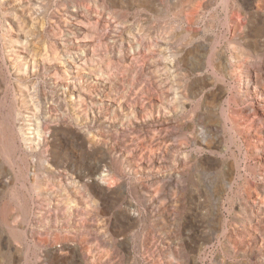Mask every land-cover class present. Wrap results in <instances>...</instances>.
Returning a JSON list of instances; mask_svg holds the SVG:
<instances>
[{"label":"rangeland","instance_id":"1","mask_svg":"<svg viewBox=\"0 0 264 264\" xmlns=\"http://www.w3.org/2000/svg\"><path fill=\"white\" fill-rule=\"evenodd\" d=\"M5 232L28 264L70 239L93 264H264V0H0V264Z\"/></svg>","mask_w":264,"mask_h":264},{"label":"bare ground","instance_id":"2","mask_svg":"<svg viewBox=\"0 0 264 264\" xmlns=\"http://www.w3.org/2000/svg\"><path fill=\"white\" fill-rule=\"evenodd\" d=\"M26 4V3H25ZM11 23V22H10ZM21 34V33H20ZM24 36V34H23ZM17 48L20 47V46H16ZM26 48V47H25ZM11 50V49H10ZM9 50V52H10ZM13 51V50H12ZM11 51V52H12ZM16 52V51H15ZM13 54V53H12ZM18 56V55H17ZM22 60V59H21ZM29 60V59H28ZM55 60V59H54ZM243 61V60H242ZM70 62V61H69ZM76 62V61H75ZM28 64V63H27ZM243 64V63H242ZM64 66V65H63ZM61 66V68L63 67ZM68 66V65H67ZM73 67V66H72ZM76 67V66H75ZM21 68V67H20ZM23 68V67H22ZM239 68V67H238ZM19 70V69H18ZM20 71V70H19ZM74 71V70H73ZM74 74V73H73ZM70 78H73L72 76ZM53 79V78H52ZM68 79V78H67ZM73 80V79H71ZM71 80L69 82H71ZM55 83V82H54ZM68 83V82H67ZM58 84V83H57ZM75 84V83H74ZM82 84V83H81ZM62 85V83H61ZM80 85V84H79ZM68 87V86H67ZM62 89V88H61ZM71 89V88H70ZM81 91V90H80ZM20 92V91H19ZM84 94V93H83ZM75 103V102H74ZM79 105H82L79 104ZM78 105V106H79ZM82 110V108H81ZM83 112V111H82ZM84 115V114H83ZM88 115V114H87ZM23 126V125H22ZM14 127V126H13ZM19 129V128H18ZM7 131V130H6ZM18 131V130H17ZM74 131V130H73ZM19 136H18V139H17V142H18V145L17 146H21L23 145L24 141L26 143V149L28 151H34V150H37V149H42L44 144L47 142V139H48V134L46 133L44 136H37V139L34 140V137L36 138V136L32 137L31 135L28 136V135H25V134H22L21 133V136H20V132H18ZM16 135V134H15ZM50 135V134H49ZM56 135V134H55ZM54 135V137H55ZM17 137V136H16ZM62 138V137H61ZM67 138V137H66ZM38 140V141H37ZM89 140V139H88ZM29 141V142H28ZM36 141V143H34ZM90 141V140H89ZM28 142V143H27ZM86 142V141H85ZM34 143V144H33ZM16 146V147H17ZM91 149V148H90ZM25 150V149H23ZM43 150V149H42ZM96 150V149H95ZM110 157V156H109ZM57 160V159H56ZM111 160V159H110ZM55 162V161H54ZM112 163V162H111ZM106 164V163H105ZM56 165V164H55ZM111 165V164H110ZM113 166V164H112ZM115 167V166H114ZM115 171V170H114ZM113 172V170H112ZM111 172V173H112ZM116 173V172H115ZM235 173V172H234ZM100 174V173H99ZM98 174V175H99ZM85 175V174H84ZM116 175V174H115ZM89 176V175H88ZM122 176V175H121ZM78 177V176H77ZM112 177V176H111ZM78 178H81V176H79ZM89 178H91L89 176ZM100 178V177H99ZM52 179V178H50ZM71 179V178H70ZM74 179V178H73ZM72 179V180H73ZM82 180V179H81ZM89 180V179H88ZM92 183L90 184L89 182L85 183L86 185H90V190H91V193L92 191H94V193H92L95 197L97 196L98 197V200L99 201H103L102 204L105 205V197L102 196V194L105 192V187H104V183L102 182H108V179L106 176H103L101 178V180L98 181V179L96 178H92ZM122 180V179H121ZM102 181V182H101ZM127 182V181H126ZM140 184V183H139ZM41 185V184H40ZM120 185V184H119ZM134 185V184H133ZM69 186V185H68ZM77 186V185H76ZM114 186V185H112ZM121 186V185H120ZM115 187V186H114ZM124 187V185H123ZM109 188V187H108ZM107 188V189H108ZM88 189V188H87ZM113 189V188H112ZM115 189V188H114ZM119 190V189H118ZM124 191H125V188H124ZM127 191H129L127 189ZM121 192V190H120ZM98 193H100V196H98ZM90 194L88 195L89 198L92 199L93 201V195ZM55 195V194H54ZM62 195V194H61ZM84 195V194H83ZM105 195V194H104ZM125 195V194H124ZM150 195V194H149ZM153 195V194H152ZM109 196V194H108ZM148 196V195H147ZM23 197V196H22ZM65 197V196H64ZM112 197V196H111ZM153 197V196H152ZM126 197H124L123 199H125ZM65 200V199H64ZM118 200V199H117ZM121 200V199H120ZM67 201V199H66ZM22 202H23V199H22ZM68 203L65 204L63 203V205L60 207H58V211H63L64 210V218L61 219V222L64 221V219H72V217L76 214L77 211V208L75 207V204L73 203V201H67ZM119 202V201H118ZM127 203V202H126ZM130 203V202H129ZM54 205V204H53ZM127 205V204H126ZM26 206V205H25ZM130 207L133 206L132 204L129 205ZM46 207V206H44ZM54 207V206H53ZM105 207V206H104ZM108 207V206H107ZM112 208V206H110ZM57 208V207H56ZM110 208V209H111ZM2 209V219H3V224H5L6 226H8V228L10 226H12V222L14 220V216L11 212V209L10 207L5 204L4 206L1 207ZM46 209V208H44ZM41 210V209H40ZM25 211V210H24ZM101 211V210H100ZM26 212V211H25ZM24 212V213H25ZM30 212V211H29ZM47 212V211H46ZM99 213V212H98ZM117 213V211H116ZM120 215V214H119ZM20 216V215H18ZM25 217V214L23 215ZM139 214L137 212H131L130 214V220L132 219H136V218H139L138 217ZM23 217V218H24ZM29 217V216H28ZM49 217V215H48ZM114 217V216H113ZM129 217V216H128ZM40 218V217H39ZM42 218V217H41ZM119 218V217H118ZM117 218V219H118ZM30 219V218H29ZM59 218L58 217H53V218H50L49 221H55V220H58ZM77 219V218H76ZM116 219V220H117ZM123 219V218H122ZM124 221V219L122 220ZM85 222V221H84ZM93 222V221H92ZM116 222V221H115ZM114 222V223H115ZM129 222V221H128ZM136 222V221H135ZM134 222V224H135ZM60 223V221H59ZM116 224V223H115ZM128 224V223H127ZM133 224V225H134ZM42 225V224H41ZM62 225H66V224H62ZM88 226H91L89 223H88ZM119 226V225H118ZM131 226V225H130ZM129 226V227H130ZM17 229L20 231L21 233V243L24 245L23 247H25V244H27V236H28V229H27V225H25L23 222H19L17 223L16 225ZM55 227V226H54ZM68 227V226H67ZM83 227V226H82ZM123 227V226H122ZM127 227V226H126ZM5 228V227H4ZM66 228V227H65ZM91 228V227H90ZM125 228V227H124ZM132 228V227H130ZM127 229V228H126ZM10 231V230H9ZM8 231V232H9ZM89 231V230H88ZM124 231V230H123ZM67 232L66 230H62L61 233H65ZM116 233V232H115ZM119 233V232H118ZM123 233V232H122ZM5 235H2L1 236V243H2V247L7 250L5 253H4V259H2V264H28V251H20V249H18L19 251H16V249L14 251H11L12 250V247H13V241L10 237V233H9V237H5L8 233L5 232L4 233ZM76 237H80L81 233H75ZM113 235V234H112ZM82 236H84L82 234ZM116 236V235H115ZM114 236V237H115ZM8 238V240L6 239ZM64 238H67L64 236ZM84 241V240H83ZM121 241V240H120ZM118 242V241H117ZM52 243V242H51ZM122 243V242H121ZM50 244V243H49ZM15 245V244H14ZM41 245V244H40ZM52 245V244H51ZM122 245V244H121ZM57 246V245H56ZM39 247V246H38ZM2 248V249H3ZM20 248V247H19ZM54 248V247H53ZM43 251V250H42ZM59 251V252H58ZM41 254V253H40ZM46 255L48 257H50L52 259V261L54 262V264H80V263H89V264H93V257L91 258L90 257V252L89 250L87 251L85 249V247L82 245V243H79L76 241V239H70V241L68 242L66 240V242H61L60 244V249L57 251H51V249H48V251H46ZM96 255V254H95ZM45 256V255H43ZM39 258V257H38ZM43 258V257H42ZM98 258V257H97ZM96 259V257H95ZM91 260V261H90ZM51 262V261H50ZM49 262V263H50ZM98 263V262H97ZM42 264V263H41ZM95 264V263H94ZM100 264V263H99Z\"/></svg>","mask_w":264,"mask_h":264}]
</instances>
